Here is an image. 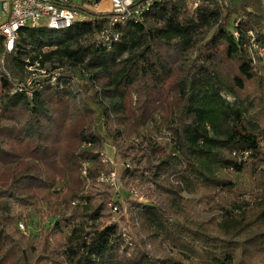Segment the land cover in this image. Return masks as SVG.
<instances>
[{
	"label": "trees",
	"instance_id": "trees-1",
	"mask_svg": "<svg viewBox=\"0 0 264 264\" xmlns=\"http://www.w3.org/2000/svg\"><path fill=\"white\" fill-rule=\"evenodd\" d=\"M193 2L154 0L106 44L104 22L23 29L5 68L0 38V264H264V120L224 95L255 86L264 116V0ZM54 62V83L19 90ZM162 129L166 146L151 138ZM106 143L130 183L167 201H133L128 240L98 182ZM139 155L159 161L148 177L128 163ZM185 194L212 201L208 214L194 218Z\"/></svg>",
	"mask_w": 264,
	"mask_h": 264
},
{
	"label": "built area",
	"instance_id": "built-area-1",
	"mask_svg": "<svg viewBox=\"0 0 264 264\" xmlns=\"http://www.w3.org/2000/svg\"><path fill=\"white\" fill-rule=\"evenodd\" d=\"M202 1L194 0L193 3L197 7ZM0 3L4 11V15L0 16V38L4 48L1 64L5 68V57L7 54L15 53L20 31L23 29L47 28L63 31L76 25H96L104 22L109 27L97 37L98 41L104 44L112 43L111 37H114V41L120 38L118 34L110 35L112 27L143 19L145 12L153 6L154 0H0ZM254 48L258 49L261 56H264V49H259L257 45H254ZM29 71L32 75L27 82L19 86L20 91L32 86L36 79L51 78L54 83L59 76L58 71L50 74L47 70L41 69L39 64L30 67ZM9 79L11 80V77ZM101 156L104 163L114 165L105 152ZM82 166V175L87 176L88 164L83 163ZM100 182L105 183L111 189H117L121 179L113 169L107 174H102ZM131 197L134 202L147 203L146 197L138 190L133 189ZM109 207L114 215L112 222L119 223V219L115 218L120 213L119 207L114 203H110ZM121 228L124 238L128 240L127 229L122 225ZM20 229L25 234L27 233L23 224L20 225Z\"/></svg>",
	"mask_w": 264,
	"mask_h": 264
},
{
	"label": "rangeland",
	"instance_id": "rangeland-1",
	"mask_svg": "<svg viewBox=\"0 0 264 264\" xmlns=\"http://www.w3.org/2000/svg\"><path fill=\"white\" fill-rule=\"evenodd\" d=\"M3 15H4V11L2 9V4L0 3V16H3ZM58 34H60V33L57 32L55 35H58ZM27 47H28L27 49L32 48V46L30 44L27 45ZM58 65L59 64L57 62L48 63L44 70L50 71L53 66L57 67ZM256 90L257 89L255 88V86L249 85L247 92L239 93V95H237V100L235 97L230 96L225 92H224L225 93L224 95H225L226 99L232 103H241V104L245 105L249 109L250 114L255 119V121H258V119L264 120V116L261 115L257 111V107H256L257 104L252 103V100H253L252 96L254 94H256ZM149 129H151V126H149ZM149 129L145 132L144 136L150 135L151 131L149 132ZM162 130H163V132H162ZM162 130L155 132V133H152L151 138L153 137L154 141H156L160 145L166 146V145H168V143L165 141H166V137L169 134H168V132L164 131V129H162ZM144 136H142V137H144ZM104 152L107 154V157L110 158V161L112 160L114 162V165H112V164L110 165L111 169L116 170V172L118 173V175L121 179V183L119 184L118 188L112 189V193L114 195L115 200H117L121 206L120 213L118 214V216L115 217V218L119 219V221H120L119 224H121L123 227L128 229V227H127L128 224H124L123 221H124V219L128 220L129 217L131 216V214L129 215V213L131 211L130 209H131V205L133 203V199L131 197V192L133 189L138 190L141 194H143L146 197V199H148L150 201L151 204L159 205V206H166L167 205L166 199L162 195H159L157 193V191L155 190V188L151 187L150 183H146V182H143L141 180L132 181L130 183V180L125 178V176H124V172H125L124 163L125 162L121 159V157L119 155L114 154L115 151L113 150L112 147H109L107 145V143L104 147ZM132 157L133 158L135 157V153L133 154ZM158 162L159 161H153L151 164H149L147 158L141 157L140 155L138 156L135 165L133 164L132 161H128V163L131 164V167H140L141 169H143L144 173L147 177L149 176L150 171L158 165ZM81 175H82V170H81ZM98 182L101 184L100 178L98 179ZM126 182L130 183V187L125 185ZM184 197H185V200H184L183 204L192 210V212L194 214V218H196V219H198L199 217L206 216L208 214L209 209L211 208V206L213 204L212 201H210L208 199L199 200L197 198L187 196L186 194ZM108 208H109V212H110V216H111V222H112L114 219V215L112 214L109 206H108ZM43 221H44V223L48 222L47 219H44ZM35 222L37 225V223H38L37 218H36ZM38 232H39V234L41 233V231H38ZM30 233H31V230L27 235V238H29V239L32 238V236H33ZM24 235H26V234L24 233ZM147 250L150 254H153V252H154L151 244H147ZM39 264H53V263H52V261L48 260V261H45V262L39 263Z\"/></svg>",
	"mask_w": 264,
	"mask_h": 264
}]
</instances>
